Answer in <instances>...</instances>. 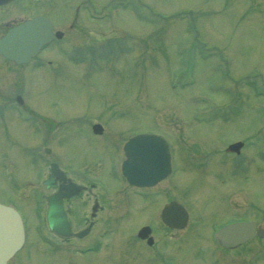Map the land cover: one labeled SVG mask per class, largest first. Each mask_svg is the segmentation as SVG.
<instances>
[{
	"label": "rangeland",
	"instance_id": "obj_1",
	"mask_svg": "<svg viewBox=\"0 0 264 264\" xmlns=\"http://www.w3.org/2000/svg\"><path fill=\"white\" fill-rule=\"evenodd\" d=\"M72 2L75 9L78 2ZM127 2L92 0L97 13L91 9L90 16L100 14V7L106 10L101 21L91 20L80 5L74 10L75 28L40 54L50 65L35 67V61L21 69L0 68V98L4 93L12 98L11 108L0 101L10 133L7 145L0 141V202L20 207L30 240L16 261L70 260L66 245L53 252L37 233L34 190L39 183L31 159L39 134L30 117L37 115L44 127L37 151L43 176L54 156L67 173L88 169L100 183L99 192L108 193L104 212L112 222L99 253H92L105 264L125 259L131 264L132 235L150 212L147 199L134 197L132 204L127 199L130 212L119 213L121 198L112 192L118 189L128 198L132 191L119 186L109 171L118 167L116 148L106 139L89 137L87 128L94 121L118 133L154 131L169 140L173 172L152 188L154 205L164 196L176 199L191 217L187 244L171 243L166 251L172 260L264 264V237L232 250L214 242L215 249L206 250V234L224 221L253 219L264 227V0ZM72 6L66 0L43 1V11L58 25L71 18ZM15 90L21 105L14 101ZM235 140L244 141L242 152L227 155L225 147ZM45 146L50 153L43 151ZM4 162L10 181L1 176ZM84 202V195L71 202L74 212L83 211Z\"/></svg>",
	"mask_w": 264,
	"mask_h": 264
},
{
	"label": "flooded vegetation",
	"instance_id": "obj_2",
	"mask_svg": "<svg viewBox=\"0 0 264 264\" xmlns=\"http://www.w3.org/2000/svg\"><path fill=\"white\" fill-rule=\"evenodd\" d=\"M43 1L46 0H0V38L5 36L10 30L20 28L21 25L26 24V22L33 20L37 17H46L51 22V30L54 32L61 30L62 35L60 38H53L49 44L44 46L40 53L44 52L47 48L51 45H55L57 41L65 38L66 32L68 29L73 30L75 28V15L74 10L77 12L80 9V5L83 6L85 11L89 10L90 8L94 7L92 0H72L78 2L75 9V3L71 0L69 4L72 6L73 14L69 20H67L64 24L58 25L54 21V18L51 14L46 10L43 11ZM53 1V0H49ZM94 9V8H93ZM99 10H103V8H99ZM27 36V33H22L19 36ZM71 48V47H68ZM38 57V56H37ZM36 57V58H37ZM31 60L30 62H32ZM29 62V63H30ZM48 63L50 60L47 61ZM26 64L16 63L13 60H9L5 58L2 54H0V68L4 69H21ZM3 81L0 78V82ZM5 81V80H4ZM18 90V89H16ZM15 90V91H16ZM16 95L14 96V101L16 102ZM11 96L10 94H3L0 98V101L9 107L11 104ZM22 114L30 113L25 109L21 110ZM32 118L31 125L33 126L34 130L39 134V137L35 140L34 149V161L35 166L34 169V179L39 183V188L34 190L36 198L34 200L35 212L37 214L38 223H37V233L39 238L45 244H50L52 247V251H58L56 247L64 249V245L67 246V250L69 251L70 260L67 264H105V259H101L98 254L100 248L103 246L102 241L106 234L109 232L108 224L111 223V216L107 215L105 211V198L108 194L105 190L99 192V184L93 179L90 171L88 169H79L77 173L73 170L66 174L76 183L80 185L86 186V189L80 192L77 195H74L68 199L63 201V207L66 210L67 218L70 223V229L72 231V235L69 237H60L51 231L46 223L45 220V211H46V197L51 192H54L56 188L46 187L43 184V173H42V154H37L38 149L42 145V133H43V121L42 117L37 115H30ZM0 141L3 146L7 145L10 141V133L8 126L6 125L5 121V114L0 115ZM24 119H27L26 117ZM97 122V121H95ZM52 125V124H51ZM50 125V126H51ZM50 127H47L49 129ZM87 132L89 133V137L95 138L97 140H107L110 141V145L112 148H116V155L119 157L123 156L122 146L125 140L132 135L131 132L127 133H118L115 131H111L108 127L104 126L102 132L95 134L92 132L91 126L87 128ZM38 148L36 149V147ZM44 151V149H43ZM54 158V156H53ZM123 158V157H122ZM120 159V158H119ZM122 160V159H121ZM121 162V161H120ZM120 162L118 164H120ZM97 170L100 171L103 168V163L101 159L97 160ZM120 166V165H119ZM3 172H2V179L3 181H10L11 173L9 168L5 162L2 164ZM118 167L111 166L109 167V171L112 174L113 171L115 172L114 175H111L113 178L117 180L119 186L124 187L126 190L129 188L132 192V197H126L122 191L115 190L114 196L117 198H121V204L117 207V209L121 210L119 213H125L128 209L130 212L131 205H127L129 202H133L134 197H139L141 199H147L148 203L146 205L145 210L147 213L150 212V217L145 221L138 222L137 227L135 229L134 234L132 235V246L131 252H133L132 256L133 261L131 264H180L175 260H172L169 255L167 254V249L170 247V244L173 243L176 247H183L187 244V226L184 228H171L165 225L160 217V212L163 205L170 200V198L162 197L158 200L159 205H154V192L152 191V187H136L128 184L125 178L120 174V167H119V175L117 173ZM96 170L97 173H99ZM20 177L19 179H21ZM26 176L22 180H24ZM26 184V182L24 183ZM157 185V184H156ZM118 186V187H119ZM102 189V188H101ZM47 190V192H45ZM18 194V191H16ZM22 193V192H21ZM142 195H140V194ZM23 194V193H22ZM85 196V202L83 204V211L81 212H74L73 206L71 202L75 201V199H79ZM19 196V195H18ZM16 195V197L18 198ZM128 199V200H127ZM132 199V200H131ZM127 200V201H126ZM12 202L13 204L17 205L14 201H4L3 203ZM19 203V201L17 200ZM20 204V203H19ZM18 206V205H17ZM20 209V207L18 206ZM144 209V207H142ZM21 210V209H20ZM153 212V213H152ZM155 214V215H154ZM189 218L190 214H189ZM143 225H148L150 227L149 234L147 238H141L138 236L137 232L139 228ZM80 234L81 236L77 235ZM149 238V243L147 242ZM206 240L208 246L206 250L210 253L216 247L214 246V241L211 239L210 235L206 234ZM30 240L27 238L25 244L14 253V255L7 261L6 264H22L21 260H17L18 256L26 251ZM217 243V241L215 242ZM213 245V246H212ZM218 245V243H217ZM205 246V245H204ZM213 248H212V247ZM219 247V246H218ZM212 248V249H211ZM94 253V254H92ZM122 254V253H121ZM93 255V256H92ZM68 257V259H69ZM89 257H92L91 260ZM56 258V256H55ZM96 258V259H95ZM123 261H119L121 264H127L128 261L125 259ZM57 263V261H55Z\"/></svg>",
	"mask_w": 264,
	"mask_h": 264
},
{
	"label": "water",
	"instance_id": "obj_3",
	"mask_svg": "<svg viewBox=\"0 0 264 264\" xmlns=\"http://www.w3.org/2000/svg\"><path fill=\"white\" fill-rule=\"evenodd\" d=\"M36 24H43V30L37 32L34 29ZM19 32L20 34L26 32L27 36H19ZM49 38L50 29L47 22L34 18L0 38V53L18 63L26 62L38 50L40 44L48 41ZM18 100L21 102L19 96ZM93 129L95 132H100L101 125L94 124ZM242 144V141L233 142L228 145L227 150L238 152ZM123 149L125 159L122 162L121 171L131 184L153 185L170 172L168 142L161 135L139 133L128 139ZM56 181L59 182L58 189L47 199V221L53 231L60 236H68L71 233L62 208V200L79 193L84 187L68 178L56 163H51L50 172L44 183L55 186ZM161 216L166 224L179 228L183 227L188 219L186 209L174 200L164 205ZM141 232L146 233L147 227L141 228ZM256 234L264 236V228L257 229L256 223L248 220L231 222L222 226L215 237L223 247L232 248L246 242ZM23 238L22 225L16 211L0 204V264H4L20 247Z\"/></svg>",
	"mask_w": 264,
	"mask_h": 264
}]
</instances>
